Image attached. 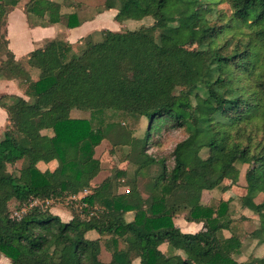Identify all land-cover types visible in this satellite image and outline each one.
Wrapping results in <instances>:
<instances>
[{
  "label": "trees",
  "instance_id": "1",
  "mask_svg": "<svg viewBox=\"0 0 264 264\" xmlns=\"http://www.w3.org/2000/svg\"><path fill=\"white\" fill-rule=\"evenodd\" d=\"M17 3L0 0V80L23 88V96L0 98L7 115L0 255L9 264H192L166 256L163 244L199 264H243L237 256L249 238L264 246V0H104L98 13L115 10L114 21L134 27L103 30L101 41L85 40L79 53L60 34L25 65L6 47L7 15ZM62 6L28 0L24 12L69 29L86 21ZM145 19L152 23L142 25ZM196 28L198 43L188 49L178 31ZM62 109L90 117H67ZM118 116L145 119L144 136L111 121ZM164 128L185 135L170 169L147 153L151 133ZM104 141L112 157L107 168L95 154ZM123 148L126 169L116 157ZM238 162L247 165L246 187L234 218L229 202L205 204L201 196L236 182ZM151 167L143 196L139 178ZM84 191L66 204L68 221L44 204ZM180 214L201 229L183 233L173 222Z\"/></svg>",
  "mask_w": 264,
  "mask_h": 264
},
{
  "label": "rangeland",
  "instance_id": "2",
  "mask_svg": "<svg viewBox=\"0 0 264 264\" xmlns=\"http://www.w3.org/2000/svg\"><path fill=\"white\" fill-rule=\"evenodd\" d=\"M39 1L42 5H45L46 3H49V2L61 3L63 0H39ZM71 2H72L73 8L72 10H69L70 12L76 11L81 18L85 20H90L96 17V15L100 14L98 13V11L99 9L102 8L104 0H71ZM221 7L225 8L223 4L220 5L218 8H221ZM205 8L207 10H212V11L214 10L213 6H206ZM114 12L115 14L117 13L115 10ZM65 13H69V12L67 11ZM106 14L108 15H104L103 16L104 18L99 17L98 20H95V23H93V26L90 29L91 33H89L87 37L82 39L81 44L74 45L73 47L74 53H79L84 48L85 40H90L92 42L101 41L102 39L101 31L103 30L124 31V30H127L128 28H133L134 27L133 25L136 23L132 21L130 22L132 23L130 24L131 26L127 25V26L122 27L119 23L114 21V16L112 17V15H110V12H107ZM150 23H152L151 19H145L143 22H141L142 25H148ZM178 34L184 40L185 46L188 49H192L198 43L200 31L198 28H196L193 33H188V32L179 30ZM20 64L25 65L26 63L24 61V62H21ZM8 72L9 71H6V73ZM17 86L22 90V93H23V88L20 87L18 83H17ZM199 91L202 92L203 90L200 89ZM1 97L2 96H0V98ZM61 115H65L71 118H83V119L84 118L88 119L90 117L88 113H85L82 111L65 110V109L61 110ZM111 121L115 123H122V124L125 123L123 125H126V127H129V128H132V134L136 138H142L145 134V129L147 127V121L143 118L139 119L138 121L130 120L127 122V120H125L123 117L118 116V117L111 119ZM1 137L2 136H0V139ZM184 138H185V135L183 134V132L180 130H175V129L168 130L164 128L159 133L152 132L150 135V140L148 142L147 153L153 156L155 159L164 160L166 167L170 169L174 165V161L172 158V151L174 147L176 146V144L182 141ZM109 149H110V145L108 144V142L104 141L96 149V153H95L96 156L101 160L103 167H106V168L107 166H110L112 164L111 162L112 157L110 156ZM126 152H127V148H123V149H119L116 153V157L122 160L119 164V168L121 169H126L130 167L128 162L126 160H123ZM199 155L201 158H206L207 150H202ZM55 164L58 166L59 164L58 160H54L50 162L48 167L51 170H53V168L55 167L53 165ZM236 167L239 169V175H238V179L236 180V182L226 180L224 182L225 185L223 189L205 190L202 192V196H201V200L205 204H209V203H212L218 200H225L229 202L231 204V209H232L234 218H238L242 213L238 199L245 194V187H246L245 170L247 168V165H242L241 163L238 162L236 164ZM152 171L153 172L155 171V167H151L148 172L145 171L144 173H142V175H140L138 189L143 196H146L148 193L147 184L150 180V175H152V173H149V172H152ZM86 193L87 192L84 191L76 198L74 197L68 198L62 202L50 205L52 206L50 211L53 214L59 216L62 221H67L69 220L70 215L68 214L66 204L69 205L74 199L79 200ZM262 197H263L262 195H258L255 198V202L257 203L261 202ZM36 204H41V202H36ZM44 204L46 207H48L50 203L49 204L44 203ZM173 222L175 226H177L178 228L179 227L184 228V225H185L184 214L177 215L174 218ZM198 228L195 227V228H190L186 230H188L189 232H195L197 231ZM249 230H252V228L250 227ZM248 232L246 231L245 235L243 236L247 237ZM223 234L224 236L230 235L227 231H223ZM95 236H96L95 234L89 235L90 238L95 237ZM255 236H257V234ZM246 237H244L245 239L243 238L244 239L243 241L248 240ZM255 243H256L255 240H252L249 238V240L247 241V247H243V249L240 251L239 256H237V260L239 262H242L243 264H251L252 260L255 258H264V246H257L255 245ZM160 250L166 256H174L177 260H180V261L186 260L192 264H199L202 262L198 258L193 257L184 251L174 252L168 247L167 244L161 245ZM102 259L107 260L108 256L105 253H103ZM3 262H6L7 264H9V260L7 258L0 257V264H4ZM134 264H139V263L138 261H135ZM255 264H264V259L257 261Z\"/></svg>",
  "mask_w": 264,
  "mask_h": 264
},
{
  "label": "crops",
  "instance_id": "3",
  "mask_svg": "<svg viewBox=\"0 0 264 264\" xmlns=\"http://www.w3.org/2000/svg\"><path fill=\"white\" fill-rule=\"evenodd\" d=\"M27 1L28 0H18L17 5L13 7L7 15L6 47L12 53L14 60L18 63L26 61L32 51L42 48L46 43L57 38L60 34L73 48L75 44H81L82 39L91 33L90 29L93 23H95V20H98L99 17L104 18V15H108L106 14L107 12H110L112 17L115 16L114 10H107L96 15L93 19L84 21L80 26L69 29L60 25L48 24L42 18L34 15H26L24 6ZM61 3L63 4L62 13L72 10V2L63 0ZM6 74L9 75V72ZM4 95L23 96V93L15 81L5 79L0 80V96ZM6 118V112L0 107V136H2V131L6 124ZM53 166H55L53 170L58 167L56 164ZM45 203H50L48 207L51 209L52 206L50 205H53L52 201H46ZM195 227H199L197 231L201 229L200 224L188 223L185 221L184 228L179 227V229L183 233H195L197 231L189 232L186 230ZM0 257L4 256L0 255ZM3 263L7 264L6 262Z\"/></svg>",
  "mask_w": 264,
  "mask_h": 264
},
{
  "label": "built area",
  "instance_id": "4",
  "mask_svg": "<svg viewBox=\"0 0 264 264\" xmlns=\"http://www.w3.org/2000/svg\"><path fill=\"white\" fill-rule=\"evenodd\" d=\"M36 203V202H35Z\"/></svg>",
  "mask_w": 264,
  "mask_h": 264
}]
</instances>
